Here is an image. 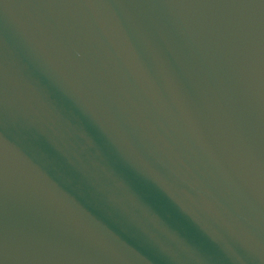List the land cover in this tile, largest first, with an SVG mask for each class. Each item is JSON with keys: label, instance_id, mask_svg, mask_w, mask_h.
<instances>
[{"label": "water", "instance_id": "water-1", "mask_svg": "<svg viewBox=\"0 0 264 264\" xmlns=\"http://www.w3.org/2000/svg\"><path fill=\"white\" fill-rule=\"evenodd\" d=\"M0 264H264V0H0Z\"/></svg>", "mask_w": 264, "mask_h": 264}]
</instances>
